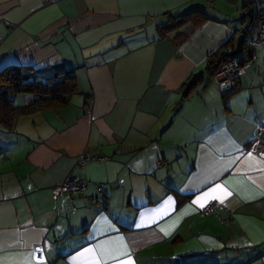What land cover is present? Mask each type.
<instances>
[{
    "label": "crops",
    "instance_id": "0c3cea01",
    "mask_svg": "<svg viewBox=\"0 0 264 264\" xmlns=\"http://www.w3.org/2000/svg\"><path fill=\"white\" fill-rule=\"evenodd\" d=\"M55 1L0 0V74L73 72L79 89L0 124V264H264V49L227 99L206 73L264 0ZM74 177L82 195L54 193ZM217 184L231 195L194 203Z\"/></svg>",
    "mask_w": 264,
    "mask_h": 264
},
{
    "label": "trees",
    "instance_id": "16d2710c",
    "mask_svg": "<svg viewBox=\"0 0 264 264\" xmlns=\"http://www.w3.org/2000/svg\"><path fill=\"white\" fill-rule=\"evenodd\" d=\"M253 6L252 2L245 5L244 17H247V12L250 10L249 6ZM248 8V9H247ZM247 9V10H246ZM256 12V11H255ZM204 22L207 20L200 8L196 11L190 12L186 17L176 19L174 22L166 23L160 26L162 33H169L181 26L184 19L192 18V21L197 20ZM255 31V22L247 26L243 30V34L247 37L244 48L248 39H250ZM252 35L251 37L249 36ZM249 36V37H248ZM237 40L231 38L222 49L215 53L208 59L206 73L212 77L215 76L221 65L231 59L229 48L234 50ZM238 58V57H237ZM235 58V59H237ZM247 58L246 51L243 52L240 61L245 62ZM204 74L195 76L192 81L184 86L185 96H187L197 84L202 82ZM238 90L237 87L228 94H223L224 99L233 95ZM79 93L76 78L73 72H64L56 74L53 77H45L38 73L35 69H26L20 66L6 67L0 74V124L6 128L11 129L14 123L22 116H29L39 112L58 111L71 103L72 98ZM19 95L31 96V101L23 107L16 105L15 100Z\"/></svg>",
    "mask_w": 264,
    "mask_h": 264
},
{
    "label": "built area",
    "instance_id": "2783aa9c",
    "mask_svg": "<svg viewBox=\"0 0 264 264\" xmlns=\"http://www.w3.org/2000/svg\"><path fill=\"white\" fill-rule=\"evenodd\" d=\"M47 4H53L55 0H45ZM255 31L253 36L248 39L244 52L247 58L242 63L240 60L231 59L221 65L214 76V81L218 91L223 94L232 92L238 84L239 79L245 74L246 66L257 58L258 53L264 49V4L255 12L254 15ZM250 150L259 155H264V126H260L257 133L251 138ZM92 160L88 154L82 161L87 163ZM87 183L83 178L74 177L68 179L63 185L54 189L56 195L63 193L74 197L80 196L87 188ZM102 191V190H101ZM218 208L216 201L208 203L204 209L205 214H213Z\"/></svg>",
    "mask_w": 264,
    "mask_h": 264
},
{
    "label": "water",
    "instance_id": "95a60500",
    "mask_svg": "<svg viewBox=\"0 0 264 264\" xmlns=\"http://www.w3.org/2000/svg\"><path fill=\"white\" fill-rule=\"evenodd\" d=\"M254 15H255V9L254 8H250V10L247 12V16L250 19V25L253 24L254 21ZM246 36L244 34H241L236 42V46L234 48V50L231 52V56L235 59L237 58L240 54H242L244 52V44L246 42Z\"/></svg>",
    "mask_w": 264,
    "mask_h": 264
},
{
    "label": "snow or ice",
    "instance_id": "6c2138e0",
    "mask_svg": "<svg viewBox=\"0 0 264 264\" xmlns=\"http://www.w3.org/2000/svg\"><path fill=\"white\" fill-rule=\"evenodd\" d=\"M249 157L251 158V153H249ZM218 191L222 192L225 196L231 195V192L226 191L224 187H222L220 184H217L215 187H213L211 189L210 193L206 192L203 196L200 197V200L194 201V203H198L201 205V207H203V204L201 203V201H203L206 197H209V196L216 198V197H214L213 194L217 193ZM122 264H123V262H122ZM129 264H130V262H129Z\"/></svg>",
    "mask_w": 264,
    "mask_h": 264
},
{
    "label": "rangeland",
    "instance_id": "374dc122",
    "mask_svg": "<svg viewBox=\"0 0 264 264\" xmlns=\"http://www.w3.org/2000/svg\"><path fill=\"white\" fill-rule=\"evenodd\" d=\"M258 7H259V6H258ZM262 51H263V50H262ZM262 51H261V52H262ZM242 54H243V53H242ZM242 54H240V55L238 56V58H241ZM263 74H264V70H263Z\"/></svg>",
    "mask_w": 264,
    "mask_h": 264
}]
</instances>
